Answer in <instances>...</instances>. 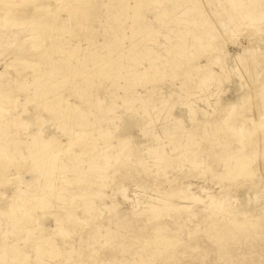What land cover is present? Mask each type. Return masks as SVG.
<instances>
[{
    "label": "rangeland",
    "instance_id": "rangeland-1",
    "mask_svg": "<svg viewBox=\"0 0 264 264\" xmlns=\"http://www.w3.org/2000/svg\"><path fill=\"white\" fill-rule=\"evenodd\" d=\"M179 1L0 0V37L23 28L20 39H29L17 53L0 38V90L11 93L0 94V138L9 139L0 154V264H264V64L253 59L260 54L264 63V19L226 16L232 29L218 22L224 32L212 26L220 35L199 38L201 47L191 23L198 11L180 20L201 0ZM218 1L201 4L215 12L224 6ZM208 44L224 55L225 70L211 66ZM247 47L254 79L242 65L245 79L235 72ZM209 72L218 76L206 86ZM101 133L113 155L119 141L130 148L111 159L109 180H87L91 167H107ZM183 188L199 202L163 205ZM49 240L57 258L36 251Z\"/></svg>",
    "mask_w": 264,
    "mask_h": 264
},
{
    "label": "bare ground",
    "instance_id": "bare-ground-1",
    "mask_svg": "<svg viewBox=\"0 0 264 264\" xmlns=\"http://www.w3.org/2000/svg\"><path fill=\"white\" fill-rule=\"evenodd\" d=\"M191 1H194V0H180L179 2H178V4H180V3H189V2H191ZM197 1V0H196ZM213 1V0H212ZM258 1L259 0H219L218 2H223V5L224 6H222V7H218L217 8V10L215 11V12H211V11H209V10H207L206 9V6L205 5H202L201 3H202V0H201V3H199L198 1L197 2H195V3H192L191 2V4L188 6V7H186V10H184L183 9V12H182V14H181V18H183V19H180V20H186L187 19V17H189V13H191L192 11H194V10H197L198 11V13H197V17L195 18L194 16V18H193V21L191 22V23H193L194 24V26H196V28L195 29H198V32L197 33H199V34H196V36L195 37H197V38H195L196 40L197 39H199V38H203L205 35H206V38L209 36V37H211V38H213L214 37V34H213V32H210V28H212V29H214L212 26H217L218 24V22L219 23H222V28L224 27V29H225V32H228L230 29H232V28H230V24H229V26H228V24H227V22L226 21H228V20H226L227 18H226V16H228V17H230L231 18V16L232 15H234V14H238L239 15V17L241 16L242 18L241 19H243V20H246V19H250V20H252V22H253V20H255V21H257L258 20V17H262L261 19H264L263 17H264V13H259L258 12V8H255V5L256 4H258V6H259V3H258ZM262 1V0H261ZM260 1V2H261ZM176 4V3H175ZM220 4V3H219ZM219 4H217V5H219ZM181 5V4H180ZM180 5H175V6H180ZM186 5V4H185ZM184 5V6H185ZM185 8V7H184ZM188 8V9H187ZM261 9H263V7H261ZM259 11H262V10H259ZM193 13V12H192ZM196 13V12H195ZM191 15V14H190ZM237 17V16H236ZM235 17V18H236ZM212 19H213V21H212ZM232 19V18H231ZM238 19H240V18H238ZM237 19V20H238ZM181 21V22H182ZM191 21V20H190ZM190 21L189 20H187V22H188V24L190 23ZM214 22V23H212V22ZM217 21V22H216ZM229 22V21H228ZM242 22V21H241ZM252 22H249L250 24L252 23ZM248 23V24H249ZM3 23H0V26L2 25ZM238 24V23H237ZM249 24V25H250ZM186 25V24H185ZM235 25V24H234ZM242 25V24H241ZM241 25L239 24L238 26H237V28H235V29H237L238 31L239 30H245L246 29V26L244 27H241ZM188 26V25H187ZM191 26V25H190ZM219 26V25H218ZM218 26H217V28H218ZM220 27V29H222L221 28V26H219ZM233 28V29H234ZM248 28V27H247ZM26 29V28H25ZM249 29V28H248ZM217 30H219V28L217 29ZM223 30V29H222ZM250 30V29H249ZM23 31H25L23 28L22 29H16V31H14L12 34H4V33H2V37H0L1 39L5 36L6 37V39H8V40H11L13 43H14V49L13 50H19V48L21 47V45H23V43L25 44V43H28V41H29V39L28 38H24L23 40L22 39H20V34H21V32L23 33ZM221 31V30H220ZM246 31H248V30H246ZM223 32H224V30H223ZM242 32H244V31H242ZM249 32V31H248ZM222 33V32H221ZM250 33H252V32H250ZM26 35V34H25ZM216 35V34H215ZM218 36L220 35V32H219V34H217ZM216 35V36H217ZM222 35V34H221ZM200 36V37H199ZM210 38V39H211ZM223 38H224V36H223ZM217 39V38H216ZM195 40V41H196ZM206 40H209V39H206ZM200 41V39L198 40V42ZM205 41V40H204ZM229 41V40H228ZM211 42H212V40H211ZM31 43V42H30ZM200 44H201V41L199 42ZM215 43V42H214ZM213 43V44H214ZM206 44V43H205ZM3 46V43H1L0 42V46ZM253 46H255L254 44H253ZM30 47V46H29ZM199 47H200V45H199ZM201 47H202V44H201ZM204 47V46H203ZM222 47V46H221ZM252 47V46H251ZM251 47H250V49H251ZM256 47V46H255ZM254 47V48H255ZM31 49V48H30ZM203 49V48H202ZM206 51L207 52H211V54H213V55H211L210 57V61H211V66H213V67H221L223 70H225L226 68V66H225V63H224V55H222L219 51H220V49L218 50V48L216 49L215 47H214V45H212V44H208V46L206 45ZM21 50V49H20ZM251 50H253V48L251 49ZM256 50V49H255ZM28 51V50H27ZM17 53H18V51H16ZM22 52V51H21ZM204 52V51H203ZM202 52V53H203ZM252 52V51H251ZM251 52H249V49H248V47L245 49V51H244V53L243 54H241V55H238L237 57H235V61H236V66H237V70L235 71V72H238L236 75L238 76H241V78H243V79H245V77H246V74H244V72H243V70H242V68H241V66L240 65H242L247 71H248V75H249V79H254V77H255V72H252V70H251V66H253V65H251V63L253 62V60H251L250 58H252L253 56H254V53L253 52H255V51H253L252 52V54H253V56L251 55ZM258 52V51H257ZM205 53V52H204ZM259 53V52H258ZM262 53V52H261ZM263 54V53H262ZM197 55V54H196ZM259 56H261L260 54H258ZM258 55H257V57H253V59H254V62L258 65L260 62H261V64H264L263 63V61L260 59V58H258ZM264 55V54H263ZM26 56H28V55H26ZM252 56V57H251ZM18 57H20L21 59H23V58H26L25 57V55L24 56H22V55H18ZM264 56H262V58H263ZM263 60H264V58H263ZM38 66V65H37ZM210 66V67H211ZM209 67V68H210ZM260 68V67H259ZM25 69V68H24ZM233 69V68H232ZM222 70V71H223ZM213 71V70H212ZM234 71V70H233ZM209 73H211V74H209L208 76H206V79H205V84L204 85H206V86H208V85H210L211 84V82H213L215 79H214V77L215 78H217V76L218 75H215L216 73H212V72H209ZM227 72L225 71V73L224 74H226ZM229 75V74H228ZM257 75H259V73L257 72ZM256 75V76H257ZM238 76V77H239ZM230 77V76H229ZM248 77V76H247ZM258 77V76H257ZM25 78H27V77H25ZM219 78H220V76H219ZM223 78V77H222ZM221 78V79H222ZM228 78V77H227ZM226 78V79H227ZM225 79V80H226ZM258 79V78H257ZM0 80H1V78H0ZM15 82H16V84L17 83H19V84H22V81H25V79L24 78H21V79H18V80H14ZM251 81V80H250ZM255 81V80H254ZM202 82V81H201ZM203 82V83H204ZM35 83V82H34ZM202 83V84H203ZM219 83V82H218ZM36 84V83H35ZM35 84H33V85H35ZM201 84V85H202ZM245 84V83H244ZM242 85H243V82H242ZM248 85V84H247ZM246 85V86H247ZM27 86V85H26ZM205 86V87H206ZM246 86H243V87H246ZM249 86V85H248ZM0 87H3V85L2 84H0ZM11 87V86H10ZM23 87V86H22ZM30 87H31V85H30ZM204 87V88H205ZM6 88V87H5ZM21 87H19V89H20ZM26 88H29V87H26ZM25 88V89H26ZM203 88V87H202ZM207 88V87H206ZM209 88V87H208ZM220 88V87H219ZM242 88V87H241ZM8 89H9V87H8ZM11 89V88H10ZM30 90H31V88H30ZM26 91H28V94H29V89L28 90H26ZM34 91V90H33ZM36 91H37V87H36ZM35 91V92H36ZM2 93L4 94V99L6 98V96H7V98H8V96L9 95H6L5 96V94H9L10 93V90H7V89H2V90H0V94L2 95ZM32 93H34V92H32ZM11 94V93H10ZM25 94H27V93H25ZM28 94H27V96H28ZM12 96V95H11ZM14 96V95H13ZM12 96V97H13ZM11 97V98H12ZM2 98H3V96H2ZM10 98V97H9ZM15 98V97H14ZM43 99V98H42ZM8 100V99H7ZM13 100H15V99H12V101ZM9 101H11V100H9ZM42 101V100H41ZM219 102V101H218ZM191 103V102H190ZM189 103V104H190ZM186 104V103H185ZM192 104V103H191ZM43 105V104H42ZM193 105V104H192ZM217 105V104H216ZM56 106V105H55ZM57 106H60L59 104H57ZM48 107V106H47ZM54 107V106H53ZM61 107V106H60ZM187 107H188V104H187ZM193 107V106H192ZM192 107H191V105H190V108L188 109V110H190V112H188V113H190L191 115L189 116L188 115V117H191L192 119H193V116H194V110L192 109ZM217 107V106H216ZM55 108H57V107H55ZM54 108V109H55ZM65 108H67V107H65ZM68 109V108H67ZM66 109V110H67ZM228 109V108H227ZM235 109V107H230V109H229V111H231V112H233V110ZM50 110H52V109H50ZM59 110H61V109H59ZM64 110V109H63ZM57 111H58V108H57ZM56 111V112H57ZM62 111V110H61ZM69 111V110H68ZM68 111H66V112H68ZM196 111H198V110H196ZM215 111V110H214ZM53 112H55V111H53ZM59 112V111H58ZM66 112H63V113H66ZM224 112V111H223ZM61 113V112H60ZM56 114V113H55ZM58 114V113H57ZM214 114V113H213ZM62 115V114H61ZM68 115V114H67ZM229 115H232V113L231 114H229ZM64 116V115H63ZM62 116V119H64V117ZM69 116V115H68ZM196 116V115H195ZM59 117V116H58ZM61 117V116H60ZM66 117V116H65ZM227 118V117H226ZM256 118V117H255ZM259 118V117H258ZM60 119V118H59ZM62 119L60 120L61 122H62ZM66 119V118H65ZM72 120V119H71ZM74 120V119H73ZM191 120V119H190ZM252 120H254V119H252ZM75 121V120H74ZM192 121V120H191ZM243 121H244V119H243ZM248 121V120H247ZM68 122V121H67ZM85 122V121H84ZM181 122V121H180ZM180 122L178 121H176L175 122V126L177 127V126H179V124H180ZM254 122V121H253ZM2 123V122H1ZM7 123V122H6ZM70 123V122H69ZM72 123H73V121H72ZM77 123V122H76ZM76 123H74L73 125H75ZM88 123V122H87ZM182 123V122H181ZM235 123V122H234ZM58 124V123H57ZM60 124V123H59ZM58 124V125H59ZM62 124V126H63V123H61ZM60 124V125H61ZM65 124H66V122H65ZM64 124V125H65ZM237 124V123H236ZM2 125V124H1ZM6 125V124H5ZM82 124H80V126H81ZM85 124L83 123V126H84ZM61 126V127H62ZM82 126V127H83ZM259 126V125H258ZM2 127V126H1ZM5 127V126H4ZM59 127V126H58ZM61 127L59 128V129H61ZM68 126H66V128H67ZM73 127V126H72ZM79 127V126H78ZM169 127V126H168ZM261 127V126H260ZM262 127H263V125H262ZM81 128V127H80ZM79 128V129H80ZM85 128V127H84ZM87 128H88V126H87ZM230 128V127H229ZM235 128V124H234V126H233V129ZM63 129L64 130H66L64 127H63ZM72 129V128H71ZM70 128H69V130H71ZM86 129V128H85ZM232 129V131H231V133H230V135L233 133V134H235L236 136H238V133L236 132L237 130H233ZM239 129V128H238ZM263 129V128H262ZM63 130V131H64ZM82 130V129H81ZM80 130V131H81ZM220 130V129H219ZM0 131H1V129H0ZM68 131V130H67ZM76 131V130H75ZM233 131H235V132H233ZM71 132V131H70ZM73 132V131H72ZM79 132V131H78ZM81 132H83V131H81ZM175 132V131H174ZM239 132H240V130H239ZM2 133H4V132H2ZM76 133V132H75ZM227 133H228V131H227ZM73 134V133H72ZM77 134V133H76ZM75 134V135H76ZM82 134V133H81ZM87 134H88V132H87ZM86 134V135H87ZM111 134V133H110ZM256 134H257V132H256ZM1 135V134H0ZM4 135H6L5 133H4ZM71 135V134H70ZM101 135H103L102 137H103V140L105 141V143H104V145L106 146V148L103 150V152H102V156H104V160L106 161V165H107V167H103V166H101V167H99L100 165H102V164H98V163H96L95 162V160H94V162L96 163V164H98L99 166H94V167H91V171H90V168H88L89 169V174H88V176L89 177H87V180H89L90 179V177H101V178H104V180L105 179H108L109 180V178L107 177V169H109V168H114L113 166H111L110 167V161H112V160H114V162L115 161H117L119 158H121V157H123V156H121L122 155V153H124L125 151H126V149L127 148H130L129 147V145H128V143L129 142H127L126 140H124V141H119L118 142V145H120V147H121V152H118V154L116 155H113L112 154V150L113 149H115V145H113L112 143H111V139H110V135L109 134H102L101 133ZM258 135H260V134H258ZM2 137H3V135H1ZM69 136V135H68ZM84 136H85V131H84ZM1 137V138H2ZM9 137V136H8ZM114 137V136H113ZM240 137V136H239ZM0 138V154L1 153H5V151H6V149H7V144L9 145V143H8V140L9 139H1ZM70 138H73L72 136L70 137ZM176 138V137H175ZM101 139V138H100ZM114 139V138H113ZM237 139H239V138H237ZM237 139H235L238 143L239 142H242V141H238ZM1 140H2V142L3 141H5L6 143H2L1 142ZM11 140V139H10ZM160 140V139H159ZM234 141V140H233ZM42 143H44V144H46L45 142H42ZM33 144H35V143H33ZM32 144V145H33ZM31 145V146H32ZM41 145V144H40ZM42 146H43V144H42ZM45 146V145H44ZM130 146H131V144H130ZM133 146V145H132ZM263 146V145H262ZM17 147H18V145H17ZM117 147V146H116ZM119 147V146H118ZM119 147V148H120ZM162 147V146H161ZM103 148V147H102ZM228 148V147H227ZM262 148V147H261ZM158 150V149H157ZM156 149H155V151H157ZM160 150V149H159ZM114 151V150H113ZM119 151V150H118ZM129 152H130V150H128ZM132 151V150H131ZM162 150H160V151H158V152H161ZM229 151V150H228ZM231 151V150H230ZM99 152V151H98ZM115 152V151H114ZM117 152V151H116ZM158 152H154L155 153V155H159L158 157H160L161 155L158 153ZM3 153V154H4ZM126 153V152H125ZM153 153V154H154ZM156 153H158V154H156ZM22 154V153H21ZM37 154V153H36ZM56 154V153H55ZM60 154V153H59ZM58 154V155H59ZM191 154H193V153H191ZM190 154V155H191ZM260 154V153H259ZM35 155V154H34ZM34 155H33V157H34ZM58 155H56L55 157L58 159ZM99 155H100V153H99ZM124 156H127L128 155V153H127V155H125V154H123ZM132 155V154H131ZM24 156V155H23ZM22 156V157H23ZM37 156V155H36ZM121 156V157H120ZM164 156V155H163ZM162 156V157H163ZM263 156V155H262ZM26 157H28L27 155H26ZM25 157V158H26ZM129 157V156H128ZM151 157H153V156H151ZM155 157V156H154ZM190 157H193V155L192 156H190ZM24 158V157H23ZM37 158V157H36ZM99 158V157H98ZM130 158V157H129ZM128 158V159H129ZM165 158H167L166 156H165ZM195 157H193V159H194ZM244 158V157H243ZM29 159V158H28ZM33 159V158H32ZM35 159V158H34ZM41 159V158H40ZM55 159V158H54ZM112 159V160H111ZM122 159V158H121ZM124 159V158H123ZM155 159V158H154ZM159 159V158H158ZM158 159H157V161H158ZM242 159V158H241ZM240 159V160H241ZM36 160V159H35ZM93 160V159H92ZM102 160V159H101ZM125 160V159H124ZM124 160L122 161V162H124ZM161 160H163V162H165L166 160H164V159H161ZM161 160H159L158 162H160ZM168 160V159H167ZM192 160V159H191ZM243 160V159H242ZM241 160V161H242ZM38 161V160H37ZM90 161V160H89ZM103 161V160H102ZM126 161V160H125ZM155 161H156V159H155ZM156 161V162H157ZM194 161V160H193ZM224 161V160H223ZM239 161V160H238ZM35 162V161H34ZM40 162V161H39ZM98 162V161H97ZM121 162V161H120ZM126 162H129V161H126ZM162 162V161H161ZM195 163V166H197V161L195 160L194 161ZM33 163V162H32ZM38 163V162H37ZM37 163H36V165H37ZM89 163V162H88ZM102 163V162H101ZM117 163V162H116ZM166 163V162H165ZM191 163H193L192 161H191ZM201 163V162H200ZM200 163H198V164H200ZM235 163V162H234ZM27 164V163H26ZM30 164V163H29ZM41 164V163H40ZM126 164V163H125ZM159 164V163H158ZM162 164V163H161ZM164 164V163H163ZM36 165H33V166H36ZM42 165V164H41ZM108 165H109V167H108ZM113 165H117V164H114L113 163ZM157 165V164H156ZM237 165V164H236ZM26 166V165H25ZM28 166V165H27ZM30 166V165H29ZM32 166V165H31ZM32 166V167H33ZM92 166V165H91ZM120 166H121V164H120ZM166 166V165H165ZM167 166H170V165H167ZM192 166H194V165H192ZM199 166V165H198ZM257 166V165H256ZM31 167V168H32ZM88 167H90V165L88 166ZM160 167H162V166H160ZM93 168V169H92ZM168 168V167H167ZM30 169V168H29ZM39 169V168H38ZM38 169H37V171H38ZM84 169V168H83ZM87 169V168H86ZM86 169H84V170H86ZM87 169V170H88ZM116 169V168H115ZM164 169H165V167H164ZM36 170V169H35ZM34 170V171H35ZM163 170V169H162ZM82 171V170H81ZM116 171V170H115ZM30 172H31V170H30ZM254 172V171H253ZM35 173H38V172H35ZM34 174V173H33ZM39 174V173H38ZM38 174H36V175H38ZM84 174H86V173H84ZM41 175V174H40ZM87 176V175H86ZM80 177V176H79ZM106 177V178H105ZM77 178V177H76ZM85 178V177H84ZM83 178V179H84ZM96 178H93V179H96ZM17 179V178H16ZM103 180V181H104ZM107 180V181H108ZM74 181H75V178H74ZM81 181V180H80ZM80 181L78 182H76V183H80ZM83 181V180H82ZM91 181H94V180H90V183H91V185H92V182ZM96 181V180H95ZM84 182V181H83ZM87 182V181H86ZM89 182V181H88ZM26 183V182H25ZM93 183H95V182H93ZM104 183V182H103ZM88 184V183H87ZM25 185H28V183L27 184H25ZM90 185V184H89ZM90 185V186H91ZM30 186V185H29ZM28 186V187H29ZM104 186V185H103ZM31 187V186H30ZM33 187V186H32ZM30 188V191H31V189H33V188ZM89 187V186H88ZM91 187H93V185L91 186ZM90 187V188H91ZM185 187H187V186H185ZM35 188V187H34ZM89 188V189H90ZM26 189V188H25ZM29 189V188H28ZM88 189V190H89ZM177 189V188H176ZM206 190V189H205ZM34 191V190H33ZM175 192H177V194L175 193V195L174 196H172V197H170L169 199H166L164 202H162L163 203V205H165V206H168V207H172L173 208V210H174V208H177V209H179L180 210V208L181 207H183V205H181V202H179L180 201V199H183V200H181V201H186V200H188V201H197L198 200V197L197 196H195L194 194H193V192H191V191H189V188H183L182 190H179V192H178V190L177 191H175ZM208 192V191H207ZM23 193L26 195L24 198H26V197H28L31 193L30 192H27V191H23ZM30 193V194H29ZM172 193V192H171ZM35 194V193H34ZM22 195V194H21ZM104 195V194H103ZM208 195V194H207ZM31 196H32V194H31ZM105 196V195H104ZM171 196V195H170ZM23 197V196H22ZM102 197V196H101ZM213 198V197H212ZM105 198H102V200H104ZM201 199V198H200ZM27 200V199H26ZM36 200V199H35ZM159 200V199H158ZM163 200V199H162ZM226 200H227V198H226ZM21 201H22V199H21ZM190 201V202H191ZM201 201V200H200ZM229 202H230V200H228ZM35 202V201H34ZM156 202H159V201H156ZM155 202V203H156ZM187 202V201H186ZM197 202H199V200L197 201ZM224 202V201H223ZM226 202V201H225ZM228 202V203H229ZM22 203H23V201H22ZM24 203H25V201H24ZM28 203V202H27ZM89 203V202H88ZM161 203V204H162ZM219 203L220 204H222L223 205V207H224V203H221L220 201H219ZM14 204V203H13ZM16 204V203H15ZM24 204H22V206H23ZM30 205V204H29ZM31 205H33V203L31 204ZM34 205H35V203H34ZM33 205V206H34ZM45 205H47V204H45ZM217 205V204H216ZM229 205V204H228ZM228 205L227 206H225L226 208L228 207ZM13 206V205H12ZM11 206V207H12ZM14 206H16L15 207V210H14V212L15 211H17L19 208H21L20 206H17V205H14ZM14 206H13V208H14ZM152 206H153V210H160V209H163V208H161V207H159V205L157 204H152ZM162 206V205H161ZM214 206V205H213ZM213 206H211V207H213ZM218 206H220V205H218ZM217 206V207H218ZM26 207H28V206H26ZM26 207H23V208H25L26 209ZM35 207V206H34ZM90 207V206H89ZM167 207V208H168ZM210 207V208H211ZM217 207H213L212 209H214V208H216L215 209V211L218 209ZM66 208V207H65ZM86 208H87V206H86ZM165 208V207H164ZM226 208H221V210L222 209H225L226 210ZM22 209V208H21ZM88 209H90V208H88ZM88 209H87V212H88ZM92 209H94V208H92ZM220 209V208H219ZM219 209H218V211H219ZM11 210H13L12 208H11ZM66 210H68L67 208H66ZM85 210V209H84ZM95 210V209H94ZM94 210H93V212H94ZM151 210H152V208H151ZM152 210V211H153ZM178 210V211H179ZM182 210H183V208H182ZM164 211V210H163ZM17 212H19V213H17ZM16 213L17 214H19L20 215V213H22V214H24V212H20V211H17ZM91 212V211H90ZM89 212V213H90ZM159 212V211H158ZM220 212V211H219ZM10 213V212H9ZM69 213V212H68ZM95 213V212H94ZM155 213V215L156 214H158L157 212H154ZM160 213H161V211H160ZM13 214V213H12ZM11 214V216H13ZM92 214V213H91ZM19 215H18V217H17V215H16V217L19 219ZM74 215V214H73ZM9 216V215H8ZM68 216V215H67ZM96 216V215H95ZM10 217V216H9ZM8 217V218H9ZM25 217V216H24ZM70 217V216H69ZM72 217V216H71ZM26 219H31V218H29V216H28V218L27 217H25ZM68 218V217H67ZM7 219V218H6ZM21 219H22V216H21ZM24 219V218H23ZM25 219V220H26ZM76 219V218H75ZM10 220V219H9ZM11 221H12V219H11ZM31 221H32V219H31ZM68 221V220H67ZM77 221V220H76ZM7 222V221H6ZM16 222V221H15ZM17 224H19V220H17ZM69 222H72V221H69ZM12 223H13V221H12ZM76 223V222H75ZM79 222H77V224H78ZM9 224V223H8ZM15 223H13L12 225L13 226H15L14 225ZM16 224V226H18ZM72 224V223H71ZM74 224V223H73ZM76 224V225H77ZM22 225V224H21ZM75 225V224H74ZM19 227L20 226H18V229H19ZM23 227V226H22ZM21 228V227H20ZM27 228V227H26ZM17 229V230H18ZM21 229H23V228H21ZM20 229V230H21ZM66 230V229H65ZM66 233V232H65ZM64 233V234H65ZM69 234H71L70 232H69ZM4 235V234H3ZM66 235H67V233H66ZM6 236V235H5ZM5 242V241H4ZM1 243V242H0ZM7 245V244H6ZM44 245V244H43ZM2 246V245H1ZM9 246V245H8ZM2 249H4V245H3V248ZM5 249H10V248H6L5 247ZM16 249H18V247H16ZM34 250H35V248H34ZM20 251H22V249L20 250ZM36 251H37V253L40 255V254H43V256H44V254L45 255H47V254H49L50 256H52V258H57L58 256H60L61 255V252H59L58 250H57V248L54 246V244L49 240L48 241V244L46 245V246H38L37 247V249H36ZM1 252V251H0ZM7 252V251H6ZM9 252H10V250H9ZM23 252V251H22ZM11 254H12V252H10ZM9 253V254H10ZM29 254V253H28ZM3 255H4V253H3ZM21 255V254H20ZM20 255L18 254V256L17 257H20ZM26 255V254H25ZM48 255V256H49ZM1 256H2V254H1ZM6 256H8V254L6 255ZM11 255H9V257H10ZM27 256V255H26ZM41 257H43L42 255H40ZM4 257V256H3ZM12 257L13 256H11V259H12ZM15 257H16V255H15ZM29 257V256H28ZM38 257V256H37ZM45 257V256H44ZM1 258V257H0ZM21 258V257H20ZM26 258V257H25ZM49 258V257H48ZM51 258V257H50ZM2 259H4V258H2ZM2 259H1V262H2ZM7 259V258H6ZM16 259V258H15ZM23 259H24V257H23ZM38 259V258H37ZM43 259V258H42ZM27 260V259H26ZM29 260V259H28ZM28 260H27V262H28ZM4 261V260H3ZM7 261H9V260H7ZM20 261H23L22 259L20 260ZM39 261V260H38ZM4 262H6V260L4 261ZM3 262V264H5ZM12 262V261H11ZM10 262V263H11ZM24 262H25V260H24ZM23 262V263H24ZM6 263H9V262H6ZM14 263H16L15 261H14Z\"/></svg>",
    "mask_w": 264,
    "mask_h": 264
}]
</instances>
